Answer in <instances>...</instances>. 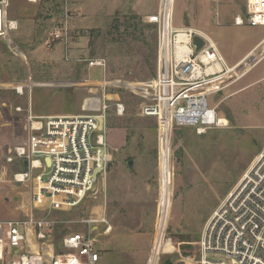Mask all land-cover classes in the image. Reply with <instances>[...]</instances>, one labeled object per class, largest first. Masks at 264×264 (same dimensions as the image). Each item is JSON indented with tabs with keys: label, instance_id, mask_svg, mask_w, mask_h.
Returning a JSON list of instances; mask_svg holds the SVG:
<instances>
[{
	"label": "rangeland",
	"instance_id": "374dc122",
	"mask_svg": "<svg viewBox=\"0 0 264 264\" xmlns=\"http://www.w3.org/2000/svg\"><path fill=\"white\" fill-rule=\"evenodd\" d=\"M9 2L10 18L16 12L20 26L0 40V223L26 220L32 213L53 220L50 246L57 254L67 235L91 233L97 238V264H146L163 229L159 264H198L206 223L264 148V58L208 96L227 126L203 133L190 126L174 128L166 168L159 121L142 113L156 98L159 31L146 17L157 12L159 0H100L68 7L73 56L104 59V68L66 61L60 45H44L65 0ZM245 3L175 0L173 26L208 33L232 66L264 38V26L234 23ZM15 84L32 91L26 87L18 95ZM91 89L100 91L92 95ZM103 100L111 153L106 173L76 207L35 209L32 182H16L14 173L22 167L7 161L26 142L28 109L37 116L95 114ZM118 104L124 105L123 114ZM90 218L98 221L90 225ZM4 230L0 226V264H9L19 250L6 245Z\"/></svg>",
	"mask_w": 264,
	"mask_h": 264
},
{
	"label": "built area",
	"instance_id": "2783aa9c",
	"mask_svg": "<svg viewBox=\"0 0 264 264\" xmlns=\"http://www.w3.org/2000/svg\"><path fill=\"white\" fill-rule=\"evenodd\" d=\"M168 5L169 0H160L157 12L146 17L148 23L158 27L159 46L154 84L156 98L153 103L143 106L142 113L158 119L161 136L165 128L172 133L176 126L195 127L198 133L211 127L227 126L228 121L222 122L216 108L210 106L208 96L221 91L229 80L240 79L264 58V49L257 50L264 43V38L240 61L230 66L217 42L208 33L190 26L175 28L174 10L170 17L167 16ZM9 8V0H0V40L19 28V22L9 17ZM169 22L170 47L165 41ZM234 23L264 26V0H246L244 11L234 16ZM196 36L203 40L200 49L194 41ZM44 45L48 49L60 45L66 61L84 62L89 68H104L106 65V60L101 58L73 56L66 8L60 20L55 21ZM251 57H256L254 63L239 72ZM104 84L106 86L107 82ZM14 87L18 95H24L26 87L32 91L30 86L23 84H15ZM92 89V95L100 91L96 89L93 92ZM101 107L102 110L95 114L46 116L34 115L32 108L28 109L26 142L16 146L7 161H18L22 167L21 171L14 173L16 182H32L35 209L73 208L96 189L111 160L105 129L108 108L105 100ZM16 110L22 111L23 108L17 106ZM124 111V105L118 104V112L123 114ZM25 159L29 161L26 172ZM97 221L94 218L86 220L90 225ZM3 224L6 245L19 250L10 256L9 264L98 262L97 238L91 233L67 235L62 240L63 252L57 254L50 246L55 225L53 220L36 218L32 213L26 220H7ZM3 224L0 223V226L3 227ZM162 240H159L158 247L152 246L146 264H159ZM198 264H264V148L206 223Z\"/></svg>",
	"mask_w": 264,
	"mask_h": 264
},
{
	"label": "bare ground",
	"instance_id": "6f19581e",
	"mask_svg": "<svg viewBox=\"0 0 264 264\" xmlns=\"http://www.w3.org/2000/svg\"><path fill=\"white\" fill-rule=\"evenodd\" d=\"M175 2V0H169V5L167 6V16L170 17L171 13H172V10H174V6H173V3ZM170 22H169V27L166 29L165 31V41L167 42V45L170 47V33H171V27H170ZM181 38V36L179 37ZM222 122H227V120L225 118H222ZM162 134L163 135V143H164V147H165V152H166V155H165V163H166V168L168 166V162H169V157H170V151H171V145H170V137L172 136V133L170 130L166 129L164 131H162ZM163 234H164V230L161 229L160 232L158 233L156 239H155V242L153 245L157 246L158 247V244H159V240L163 238ZM157 242V243H156ZM161 246H159V248H161Z\"/></svg>",
	"mask_w": 264,
	"mask_h": 264
},
{
	"label": "crops",
	"instance_id": "0c3cea01",
	"mask_svg": "<svg viewBox=\"0 0 264 264\" xmlns=\"http://www.w3.org/2000/svg\"><path fill=\"white\" fill-rule=\"evenodd\" d=\"M93 1V0H92ZM91 0H65V2H66V9H68V7H70V5H73V6H75L76 8L77 7H86V4L87 3H93V2H96V1H100V0H95V1H93L92 2ZM159 2H160V0H159ZM63 13H64V11H62L61 12V17L63 16ZM8 15H9V17H10V13H9V11H8ZM14 16L13 17H11L12 19H16L18 22H19V26H20V20H19V18H17V17H19V15L16 13V12H14V14H13ZM53 18H54V16H52ZM56 18H58V17H55L54 19H56ZM69 24H70V30H71V25H72V22H71V20L69 19ZM73 27V26H72ZM178 28H181V27H178ZM19 29V28H18ZM72 32V31H71ZM72 34V33H71ZM262 41V40H261ZM260 41V42H261ZM260 42H258L256 45H258ZM255 45V46H256ZM254 46V47H255ZM71 47H72V45H71ZM253 47V48H254ZM244 88H246V85L245 86H243V87H241L240 89H244ZM18 162V161H17ZM20 164V163H19ZM109 231V230H108Z\"/></svg>",
	"mask_w": 264,
	"mask_h": 264
},
{
	"label": "water",
	"instance_id": "95a60500",
	"mask_svg": "<svg viewBox=\"0 0 264 264\" xmlns=\"http://www.w3.org/2000/svg\"><path fill=\"white\" fill-rule=\"evenodd\" d=\"M194 41H195V44L197 46V49H200L203 45V40L199 36H196ZM23 164H24V171L25 172L28 171L29 170V161L27 159H25ZM132 165H133V162L129 161V166L131 168H132Z\"/></svg>",
	"mask_w": 264,
	"mask_h": 264
}]
</instances>
